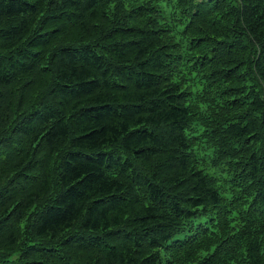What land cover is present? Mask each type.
<instances>
[{
  "label": "trees",
  "instance_id": "16d2710c",
  "mask_svg": "<svg viewBox=\"0 0 264 264\" xmlns=\"http://www.w3.org/2000/svg\"><path fill=\"white\" fill-rule=\"evenodd\" d=\"M0 264H264V0H0Z\"/></svg>",
  "mask_w": 264,
  "mask_h": 264
},
{
  "label": "rangeland",
  "instance_id": "374dc122",
  "mask_svg": "<svg viewBox=\"0 0 264 264\" xmlns=\"http://www.w3.org/2000/svg\"><path fill=\"white\" fill-rule=\"evenodd\" d=\"M170 9H171V8H170ZM170 9H169V8H167V7H165V8H164L165 12H169V11H170Z\"/></svg>",
  "mask_w": 264,
  "mask_h": 264
}]
</instances>
